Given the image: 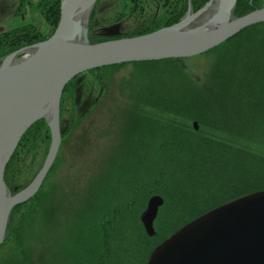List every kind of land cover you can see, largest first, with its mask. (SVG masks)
I'll list each match as a JSON object with an SVG mask.
<instances>
[{
  "label": "rangeland",
  "instance_id": "1",
  "mask_svg": "<svg viewBox=\"0 0 264 264\" xmlns=\"http://www.w3.org/2000/svg\"><path fill=\"white\" fill-rule=\"evenodd\" d=\"M252 1H249L250 5L253 4ZM32 2L33 4H30L24 0L21 5L20 0H0V35L4 31L27 26L29 32L33 30L32 33H36L42 40L49 37L53 28L41 10L35 6L38 0ZM202 2L96 0L87 24L88 39L95 42L104 37L126 36L148 25L154 26V23H167L166 21L182 12L183 15L177 20L179 21L186 16L189 6L194 13L207 3L206 1L193 10L194 6ZM263 4L264 0H257L256 6L255 3L253 5L258 8ZM108 31H114L115 34L107 36ZM23 54L24 52L21 55ZM216 56L214 51H205L187 58H179L177 61H161L153 67L125 63L112 69L83 72L72 78L66 91H62L59 102L61 142L58 151L38 190L29 199L18 204L20 207L13 213V209L11 210L7 235L4 243L0 245V264H80L81 261L86 264H101V259L97 261L101 255L98 251L94 254L97 260L89 262L87 258L97 248L100 229L107 228L102 224L104 214L109 213L112 208L118 211V214L117 211H114V214L110 212V229L113 232L114 227L119 226L122 216L129 217V198L132 197L136 202L134 208L139 209L141 205V201L135 200L139 198V194H133L131 190L127 193L124 185L122 187V180L118 179L122 177L119 166L126 162L127 148H134L133 144L137 143L143 149L142 153L145 154L146 149L150 148L153 153L155 148H159V142L157 141L156 145V141L152 139L153 135L148 132L149 126L156 130L160 128L162 134V127L169 124V121L176 122L177 127L182 125L184 129L189 126L190 131L199 134H202L204 129L200 124L195 129V120L182 119L153 106L150 101L159 97L175 98L178 87L185 83L190 85L193 91L208 94L209 89L213 87L211 65ZM151 85L156 87L160 95L151 97ZM135 118L139 120L137 123L145 124L146 137L144 138L145 132L144 135L143 132L139 133L144 138L142 142L137 140L139 129L133 133L131 123ZM50 136L49 128L47 135L42 133L32 136L27 146H24L27 140L19 146L17 168L7 175L6 180L11 194L18 193L28 186L39 173L49 151ZM144 169L146 168H141L135 173H141ZM128 171L130 175L134 173L133 169ZM110 186L111 189L121 190L110 196ZM148 198L140 208L138 217ZM121 225L126 236L129 233L136 236L137 222L132 220ZM154 229L156 232L155 222ZM118 236L113 232L109 239V245L114 249L119 246L118 241L114 240ZM113 254L117 255L118 259L121 255L119 252ZM117 261L113 260L112 264Z\"/></svg>",
  "mask_w": 264,
  "mask_h": 264
},
{
  "label": "trees",
  "instance_id": "2",
  "mask_svg": "<svg viewBox=\"0 0 264 264\" xmlns=\"http://www.w3.org/2000/svg\"><path fill=\"white\" fill-rule=\"evenodd\" d=\"M23 1L20 0L21 5ZM202 1L194 6L193 10L199 8L207 0ZM249 1H237L234 10L236 15L239 16L255 8L257 0L252 1L255 6L250 5ZM25 2L33 4L32 0H25ZM59 5L60 0H38L35 4L45 15L53 32L59 21ZM182 15L183 13L179 12L174 18L166 21L167 23H164L165 21L162 24L154 23V26L148 25L126 36L154 31L164 24L174 23ZM32 31L29 32L27 26H23L1 33L0 57L43 39ZM111 38L104 37L100 40ZM209 51H214L217 56L211 65L214 81L208 94L193 91L192 87L185 83L178 87L175 98L174 96L159 97L154 101H150L149 98L155 107H160L185 120H195L204 126V133L190 131L189 126L185 129L182 125L177 127L176 122L169 121V124L162 127L163 135L160 133V128L156 130L149 126L148 132L153 135L152 139L156 141V145L157 141L159 142V148H155L153 153L150 148L146 149L145 154H147L145 155L142 153L143 149L140 144L137 143L133 144L134 148H127L126 162L119 166L122 177L117 176V178L122 180V187L124 185L127 193L131 190L133 194H139V198L135 200L141 201V205L139 209L134 208L136 202L132 197L128 199L130 202L127 207L129 217L122 216L119 226L114 227L113 230L119 235L114 238L118 241V249L109 245V239L113 235L110 229L111 213L114 214L117 210L112 208L111 213L104 214L102 224L107 226V230L100 229L99 245L97 244V248L92 251L87 261L97 260L94 254L98 251L101 255L97 261L101 259V264H112L115 259L118 260L115 264H145L153 247L195 216L237 195L264 189V22L241 29L240 32ZM177 59L179 57L155 61L123 62L88 71L112 69L125 63L153 67L158 62L177 61ZM71 81L72 79L66 83L63 92L66 91ZM151 86L149 87L151 97L160 95L156 87ZM148 97H150L149 93ZM137 121H139L138 118H135L131 123L133 124L132 129L133 133L139 129L137 140L142 142L146 137L145 124L137 123ZM48 132L49 128L44 119H39L27 128L14 153L7 161L4 171L5 183L7 175L17 168L19 146L26 140L24 146H27L32 136H39L42 133L47 135ZM140 132H143V135L145 132L144 138L139 135ZM159 137L160 140H158ZM161 137L164 139L162 140ZM148 144L150 145L149 140ZM141 168L146 169L141 173H135ZM128 169L130 171L133 169L134 173L130 175ZM111 187L110 196L121 190L111 189ZM152 193L162 195L165 201L154 220L157 224L156 233L149 237L139 221L138 212L146 201L145 199ZM19 207L20 205H16L12 213ZM132 220L137 222V234L135 233V236L129 233L126 236L121 224ZM113 252L121 254L119 259L116 254L114 256ZM80 264H86V262L81 261Z\"/></svg>",
  "mask_w": 264,
  "mask_h": 264
},
{
  "label": "water",
  "instance_id": "3",
  "mask_svg": "<svg viewBox=\"0 0 264 264\" xmlns=\"http://www.w3.org/2000/svg\"><path fill=\"white\" fill-rule=\"evenodd\" d=\"M95 1L61 0L55 31L0 61V244L11 210L34 195L54 161L61 142L59 102L70 79L101 66L198 55L245 27L264 22V4L236 16L237 0H207L194 13L189 6L186 16L174 24L93 42L87 24ZM82 12L84 19L79 18ZM41 118L51 132L45 162L28 186L11 194L4 181L7 161L27 127ZM193 126L197 129L198 123L193 121ZM147 200L139 220L152 237L164 199L152 194ZM149 254L145 264H264V189L237 195L195 216Z\"/></svg>",
  "mask_w": 264,
  "mask_h": 264
},
{
  "label": "bare ground",
  "instance_id": "4",
  "mask_svg": "<svg viewBox=\"0 0 264 264\" xmlns=\"http://www.w3.org/2000/svg\"><path fill=\"white\" fill-rule=\"evenodd\" d=\"M84 11H85V9H84ZM86 14V12H82L81 13V15L79 16V18H82V19H84L85 18V15ZM50 112H48V114H49ZM49 116V115H48ZM48 119H49V117H48Z\"/></svg>",
  "mask_w": 264,
  "mask_h": 264
},
{
  "label": "flooded vegetation",
  "instance_id": "5",
  "mask_svg": "<svg viewBox=\"0 0 264 264\" xmlns=\"http://www.w3.org/2000/svg\"><path fill=\"white\" fill-rule=\"evenodd\" d=\"M172 10H173V8H172Z\"/></svg>",
  "mask_w": 264,
  "mask_h": 264
}]
</instances>
